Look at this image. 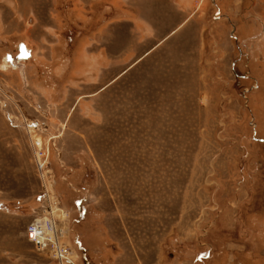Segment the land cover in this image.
<instances>
[{
	"label": "rangeland",
	"instance_id": "rangeland-1",
	"mask_svg": "<svg viewBox=\"0 0 264 264\" xmlns=\"http://www.w3.org/2000/svg\"><path fill=\"white\" fill-rule=\"evenodd\" d=\"M40 217L76 264H264V0H0V264H60Z\"/></svg>",
	"mask_w": 264,
	"mask_h": 264
},
{
	"label": "built area",
	"instance_id": "built-area-1",
	"mask_svg": "<svg viewBox=\"0 0 264 264\" xmlns=\"http://www.w3.org/2000/svg\"><path fill=\"white\" fill-rule=\"evenodd\" d=\"M53 217L36 218L28 226V237L34 243L37 249H50L51 255L57 259L60 264H74V261L68 253L67 247L60 242L58 231Z\"/></svg>",
	"mask_w": 264,
	"mask_h": 264
},
{
	"label": "crops",
	"instance_id": "crops-1",
	"mask_svg": "<svg viewBox=\"0 0 264 264\" xmlns=\"http://www.w3.org/2000/svg\"><path fill=\"white\" fill-rule=\"evenodd\" d=\"M84 55H87L88 57H86V59H90V62L93 64V62L96 64V63H99L100 61L99 60H103L104 59V53H103V50H101L100 54L96 53L94 55H90L88 54L86 51L83 52Z\"/></svg>",
	"mask_w": 264,
	"mask_h": 264
},
{
	"label": "bare ground",
	"instance_id": "bare-ground-1",
	"mask_svg": "<svg viewBox=\"0 0 264 264\" xmlns=\"http://www.w3.org/2000/svg\"><path fill=\"white\" fill-rule=\"evenodd\" d=\"M29 131H31V132L33 133V131H34L33 127H30V126H29ZM31 132H30V133H31ZM37 144H38V145H41V140H40V139L37 140ZM52 210H53V209H52ZM55 226H56V223H55ZM71 258H73L74 264H76V259H75L74 257H71Z\"/></svg>",
	"mask_w": 264,
	"mask_h": 264
}]
</instances>
